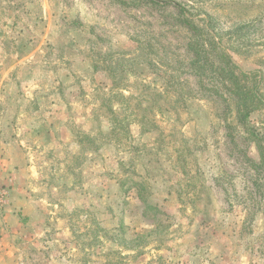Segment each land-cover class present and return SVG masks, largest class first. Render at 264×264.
<instances>
[{
  "label": "rangeland",
  "instance_id": "374dc122",
  "mask_svg": "<svg viewBox=\"0 0 264 264\" xmlns=\"http://www.w3.org/2000/svg\"><path fill=\"white\" fill-rule=\"evenodd\" d=\"M0 264H264V0H0Z\"/></svg>",
  "mask_w": 264,
  "mask_h": 264
},
{
  "label": "trees",
  "instance_id": "16d2710c",
  "mask_svg": "<svg viewBox=\"0 0 264 264\" xmlns=\"http://www.w3.org/2000/svg\"><path fill=\"white\" fill-rule=\"evenodd\" d=\"M191 22L192 21L190 19L183 18L182 23L185 24V26H188L189 31H190V38H189V42L187 45H188V48L191 49V51L194 54V58L191 60V64L195 69L196 68L201 69L208 62L209 56L205 49L206 46L204 45V42H203L202 30L197 28ZM259 23H260V20L257 19V20H254L252 23L238 26L235 30V33L239 35H241L242 32L247 33V31L249 32V30L256 28L257 24ZM215 46L216 45H214V47ZM229 80L233 82L232 74H229ZM235 95H237L241 99V102L238 104L239 106L238 110H239L240 116H242L241 120L243 121L248 116L249 109H250L247 106V104L244 101H242L243 96L246 94L242 90H236Z\"/></svg>",
  "mask_w": 264,
  "mask_h": 264
}]
</instances>
